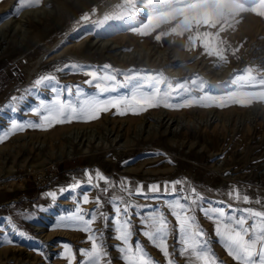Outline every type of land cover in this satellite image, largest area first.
Returning <instances> with one entry per match:
<instances>
[{
    "label": "rangeland",
    "instance_id": "rangeland-1",
    "mask_svg": "<svg viewBox=\"0 0 264 264\" xmlns=\"http://www.w3.org/2000/svg\"><path fill=\"white\" fill-rule=\"evenodd\" d=\"M0 18V137L14 121H40L33 110L53 96L36 85L41 77L96 93L88 75L66 67L73 64L108 77L112 97L139 94L188 105L124 115L113 108L89 122L25 127L3 139L0 240L16 243L0 246V264H69L65 245L71 264H81L89 233L57 227L77 208L97 210L92 228L107 252L103 264H124L111 219L105 223L99 212L115 215L110 200L124 195L119 182L125 178L145 190L180 180L185 192L195 188L207 201L264 210V0H0ZM97 172L115 187L105 192L104 181L96 187ZM77 182L81 187L61 194ZM232 188L252 202L230 199ZM49 192L57 193L55 201ZM153 195L126 199L150 205L145 212L159 209L175 226L165 203L171 197ZM195 214L218 261L235 264L213 223L198 209ZM9 219L31 239L12 234ZM132 225L133 244L139 241L155 264H167L135 214ZM168 245L173 264H186L174 235Z\"/></svg>",
    "mask_w": 264,
    "mask_h": 264
},
{
    "label": "snow or ice",
    "instance_id": "snow-or-ice-1",
    "mask_svg": "<svg viewBox=\"0 0 264 264\" xmlns=\"http://www.w3.org/2000/svg\"><path fill=\"white\" fill-rule=\"evenodd\" d=\"M66 67L70 71H83L88 75L90 79L86 83L93 85L97 90L96 93H86L79 86L73 92L71 86H60L53 75L37 79L35 82L37 86L43 85L53 93V96L48 100L40 99L39 109L33 110L40 116V121L12 122L10 132L0 137V142L16 131H23L25 127L47 130L55 124L71 123L74 120L89 122L98 119L101 113L113 108L118 114L124 115L128 111L136 114L139 111L147 110L148 107L161 105L166 108L188 106L168 103L160 98H145L139 94L112 97L109 94L114 93L115 90L107 82L108 77L101 78L97 72L75 64ZM15 99L16 97H13V100ZM12 111H16V109L12 108ZM85 174L88 185H92V173L86 171ZM95 180L96 187H99V181H104L108 185L104 189L105 192L109 191V188L115 187L108 178L99 172L95 174ZM183 184L184 182L180 180L166 182L162 189L159 183H154L145 190L143 184L132 185L126 178L119 182L120 192L124 195L114 193L110 200L115 215L110 218L104 212H99V217H102L105 223L111 219L116 232L115 238L121 242L119 251L124 264H155L139 241L133 244V214L137 216L142 225V235L162 252L163 256L167 258V264H173L168 245V240L173 235L175 246H177L179 254L186 258V264H223L222 261H218L215 253L211 250L210 241L207 239L208 234L199 224L195 214L197 209L213 223L217 242L223 246L235 264H264V210L251 207L237 208L231 204H225L224 201H207L195 188H192L190 192H185ZM177 185L181 187L178 189ZM79 187H81V183L77 182L68 189H61V194L64 191H74ZM161 193L171 197L165 203L171 215L175 217V226L171 225L159 209L145 212L143 209L151 207L150 205L141 206L133 203L131 199H126V197L130 198L134 195L148 199L150 194H155L151 198L159 199ZM47 195L52 201L57 199L56 192H49ZM81 196L84 204L90 202L87 194L81 193ZM228 196L236 202L242 201L244 204L252 202L248 195H241L238 188H232ZM96 203L98 208L102 207L99 197L96 198ZM256 203L259 204L260 201L257 200ZM97 219L96 209L85 212L82 208H77L75 214L62 216L57 223V227H75L89 233L87 239L91 242V247L80 250V254L85 258L81 264H103L104 258L107 256L103 244L92 228ZM7 224L11 228L12 234L31 239L30 236H26L23 231L19 230L11 219L7 221ZM5 231L4 225H0V234ZM3 243L14 244L16 241L11 238L0 240V246ZM64 247L66 258L71 264L72 251L67 245Z\"/></svg>",
    "mask_w": 264,
    "mask_h": 264
},
{
    "label": "bare ground",
    "instance_id": "bare-ground-1",
    "mask_svg": "<svg viewBox=\"0 0 264 264\" xmlns=\"http://www.w3.org/2000/svg\"><path fill=\"white\" fill-rule=\"evenodd\" d=\"M36 12V11H35ZM28 13V12H27ZM153 28V27H152ZM112 48V47H111ZM115 48V47H113ZM195 69V68H194ZM226 74V73H225ZM53 218V213L52 215H49V216H45L43 217L40 221L37 222V227L36 229H39V226L38 225H43V224H46L50 221V219ZM5 226V225H4Z\"/></svg>",
    "mask_w": 264,
    "mask_h": 264
}]
</instances>
